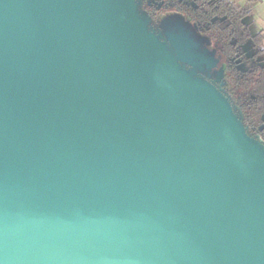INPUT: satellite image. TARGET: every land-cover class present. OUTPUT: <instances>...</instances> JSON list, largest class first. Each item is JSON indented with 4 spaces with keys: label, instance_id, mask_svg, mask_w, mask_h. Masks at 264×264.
I'll list each match as a JSON object with an SVG mask.
<instances>
[{
    "label": "water",
    "instance_id": "95a60500",
    "mask_svg": "<svg viewBox=\"0 0 264 264\" xmlns=\"http://www.w3.org/2000/svg\"><path fill=\"white\" fill-rule=\"evenodd\" d=\"M136 0H0V264H264V147Z\"/></svg>",
    "mask_w": 264,
    "mask_h": 264
},
{
    "label": "trees",
    "instance_id": "16d2710c",
    "mask_svg": "<svg viewBox=\"0 0 264 264\" xmlns=\"http://www.w3.org/2000/svg\"><path fill=\"white\" fill-rule=\"evenodd\" d=\"M259 1L138 0L136 6L147 28L172 48L167 35L181 27L199 52L214 59L213 66L194 69L173 53L215 87L247 136L264 141V31H253L246 22Z\"/></svg>",
    "mask_w": 264,
    "mask_h": 264
},
{
    "label": "rangeland",
    "instance_id": "374dc122",
    "mask_svg": "<svg viewBox=\"0 0 264 264\" xmlns=\"http://www.w3.org/2000/svg\"><path fill=\"white\" fill-rule=\"evenodd\" d=\"M138 1V0H136ZM264 0H260L254 7L253 13L249 18L246 19L247 23H250L253 31L263 30L264 31ZM159 38L163 40L161 35ZM168 41L171 43L178 57L184 64L191 65L194 69L202 68L203 64L210 67L213 66L215 61L212 57L204 55L196 49L192 39L188 36L187 32L181 27L178 32L168 33ZM167 44V43H166ZM191 76H195V72L189 73ZM259 137V136H256ZM261 138V137H260Z\"/></svg>",
    "mask_w": 264,
    "mask_h": 264
},
{
    "label": "built area",
    "instance_id": "2783aa9c",
    "mask_svg": "<svg viewBox=\"0 0 264 264\" xmlns=\"http://www.w3.org/2000/svg\"><path fill=\"white\" fill-rule=\"evenodd\" d=\"M255 139L258 141V143H259L261 146L264 147V141H263L260 137H256Z\"/></svg>",
    "mask_w": 264,
    "mask_h": 264
},
{
    "label": "crops",
    "instance_id": "0c3cea01",
    "mask_svg": "<svg viewBox=\"0 0 264 264\" xmlns=\"http://www.w3.org/2000/svg\"><path fill=\"white\" fill-rule=\"evenodd\" d=\"M263 16H264V13H263Z\"/></svg>",
    "mask_w": 264,
    "mask_h": 264
}]
</instances>
